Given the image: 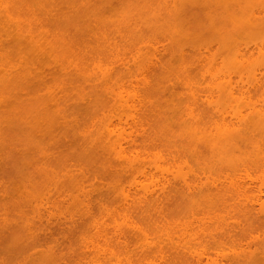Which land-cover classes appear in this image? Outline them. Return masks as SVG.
<instances>
[{
    "label": "rangeland",
    "instance_id": "obj_1",
    "mask_svg": "<svg viewBox=\"0 0 264 264\" xmlns=\"http://www.w3.org/2000/svg\"><path fill=\"white\" fill-rule=\"evenodd\" d=\"M215 108L264 110V0H0V264H264V130L225 114L231 172Z\"/></svg>",
    "mask_w": 264,
    "mask_h": 264
},
{
    "label": "bare ground",
    "instance_id": "obj_2",
    "mask_svg": "<svg viewBox=\"0 0 264 264\" xmlns=\"http://www.w3.org/2000/svg\"><path fill=\"white\" fill-rule=\"evenodd\" d=\"M237 51V50H236ZM238 52L240 53H237V55H239V56H242L243 54H241V52L238 50ZM234 54H235V51H234ZM236 55V54H235ZM235 55H234V60H235ZM238 56V57H239ZM238 57H236V58H238ZM111 91V90H110ZM112 92V94H113V92L114 91H111ZM115 93V92H114ZM109 94H111L110 92H109ZM114 95V94H113ZM116 95V94H115ZM114 95V96H115ZM118 95V94H117ZM112 96V95H111ZM116 97V96H115ZM115 97H111V99L116 103L117 101H119L120 99H121V97L120 98H117L116 100L117 101H115ZM119 97V96H118ZM120 105V103L118 104V106ZM215 109H217V108H215ZM221 108H219V109H217L216 111H215V114L213 113V109L211 110L212 111V113H213V115H214V119H213V121L211 120V121H209V119H208V121H209V125H210V122H214L213 124H214V129H212V123H211V126H208V124L207 123H205V124H207V126L208 127H211L210 129L208 128V131H210V132H207V129L206 130H204V131H202V128H201V139L202 140H200V141H202L201 143L200 142H198L197 143V147H202L203 146V148L205 147L206 149H208V152H209V150L211 151L210 153H213V157H214V159H212V157H211V160H214L215 161V163L216 162H220V164H218V165H222V166H226V164L228 163V166H226L228 169L230 168V171L231 172H235V170L236 171H238L237 169L239 168V167H237L238 165V162H240L241 164H239V165H243L242 164V162H241V160L240 161H236V160H238V158H235L234 160L237 162H235L234 160H233V158L232 157H238V156H236L237 155V153L235 152V151H233V152H235V154L234 153H231V148H232V146L235 144V142H236V144L235 145H237V142H238V140H239V142H244V141H247V142H251V140L249 141V139H251V138H249V139H247V138H245L246 140H244V138H243V133H241V129H239L238 130V128H236V127H234L233 125H234V122L233 123H225L226 121L224 120L225 118H226V113H227V115H229V117H231L232 115V113H233V117L236 119H234V121H236V123H237V125H242V127L241 128H243L244 129V131L245 130H248V131H246V132H249V130H251L250 132H253L252 130H264V110H257V109H252L251 108V110L250 109H248V111L247 112H249V113H247V112H242V113H245V115L246 114H249V116H242L241 114H240V112L239 111H236V112H234L232 109H229V110H227V109H222V110H220ZM229 111H233V112H231V114L229 113ZM212 113L210 112V114L212 115ZM211 115H209V117L211 118V117H213V115L211 116ZM231 115V116H230ZM127 117H128V115H126V112L124 111V110H122V111H120V113L119 114H117V120H118V122H120V121H126L127 120ZM225 117V118H224ZM227 119V118H226ZM230 120H232V119H230ZM230 120H229V122H230ZM208 121H206V122H208ZM233 121V120H232ZM108 125V124H107ZM106 126V125H105ZM111 126V124H109L108 126H106L105 127V132H107L108 134V137H112L111 136V134H113L114 133V135H115V137L116 136H118V134H117V132H115L114 130H113V128H111L110 127ZM197 126V125H196ZM205 127L203 126V129H204ZM236 128V129H235ZM242 129V130H243ZM213 130H214V132H213ZM194 133H192V134H195V128H194V130H192ZM238 131H240V133L241 134H239L238 135ZM204 132H206V134L204 133ZM211 132H213V134L211 133ZM202 133H204L203 135L204 136H206L208 133L210 134L211 133V138L210 137H204L203 136V138H202ZM110 134V135H109ZM188 134V133H187ZM113 135V136H114ZM190 135H191V133H190ZM241 135V137H239ZM119 137V136H118ZM239 137V138H238ZM246 137V136H245ZM250 137H252L251 135H250ZM187 138H189V137H187ZM193 138V139H192ZM194 138L196 139V134L193 136V135H191L190 136V138H189V140L193 143V144H195L196 145V143H194ZM204 138H206V139H204ZM241 139V140H240ZM242 139H243V141H242ZM119 140V139H118ZM117 140V137H116V141H118ZM206 140H207V142H206ZM114 141H115V139H114ZM115 141V142H116ZM203 141L205 142V143H203ZM119 142V141H118ZM197 142V141H196ZM238 142V143H239ZM111 144H112V146H114V145H116V144H114V143H112V142H110ZM109 143V144H110ZM200 143V144H199ZM202 144V145H201ZM205 144H206V146H205ZM233 146V148L235 149V147L236 146ZM112 146L111 145H109V147H111L112 148ZM117 147H118V144H117ZM210 148V149H209ZM232 148V149H233ZM112 149H115V146H114V148H112ZM238 149V148H237ZM120 151L119 152H121V149H119ZM239 150H240V147H239ZM239 150H237V152H239ZM115 151H118L117 149H115ZM209 153V154H210ZM116 154V153H115ZM231 154H233L234 156H232L231 158H232V161L231 162H225V164H224V162L222 163V159L221 158H225L226 160L228 159V160H231L230 159V156L229 155H231ZM219 156V157H216V156ZM227 156H229L228 158H227ZM217 158H219V159H221V161H219V159H218V161L216 160ZM262 159V161L260 160V162H263L264 163V159L263 158H261ZM225 161V160H224ZM233 162H235L236 163V165L234 166V164H233ZM259 162V163H260ZM222 163V164H221ZM257 164L256 166L258 167V168H261L260 166H258V165H261L262 163H260V164ZM236 167H237V169H236ZM264 167V166H263ZM261 169H264V168H261ZM151 173H149V174H147V175H150ZM152 175H155V174H151L150 176H149V179H151V176ZM176 176V175H175ZM175 176H173V177H175ZM134 177H136V176H132V178H134ZM162 177H164V176H162ZM178 177H180L179 175H178ZM182 177L183 176H181L180 177V181L182 182L181 183V186H182V184H183V186L182 187H184V185H185V190H187L188 191V194L187 195H189L190 197H192V198H190V201H187V199H186V201L187 202H189V203H191L190 204V207H198L199 205L200 206H203L204 204H206L205 206H208L209 204V202H210V200L209 199H207L206 201H205V199H203V203H202V201H200L199 199H197V200H195L194 198L196 197V195H197V193H205V192H203V186L200 184V185H198V186H201V188H202V191L200 192L199 190L201 189V188H197L196 187V184H194L193 186H192V183L191 182H193V181H191V179H189L188 178V180H190V181H188L187 179H185L184 177H183V179H182ZM131 178V183H133V184H137L139 181H137V178H136V180L135 179H132ZM175 178H177V177H175ZM175 178H172L173 179V183H176L175 181H178V180H176ZM164 178H162V180H163ZM163 181H165V179L163 180ZM191 183V185H190V183ZM177 183H180V182H177ZM138 184H140V182L138 183ZM132 185V184H131ZM162 185V187H164V188H160V192H163L164 190H165V188L166 187H168L169 186V184L166 186V185H164V184H161ZM189 185L190 186H192V188L193 187H195V190H194V188H193V190L191 189V191H194V193L195 192H197L196 193V195L195 196H193V193L192 194H189V193H191V191L190 190H188L190 187H189ZM142 186V185H141ZM217 186V185H216ZM215 186V187H216ZM161 187V186H160ZM187 188V189H186ZM196 188H197V190H196ZM205 188V187H204ZM217 188H219V187H216L215 189H217ZM115 190H117V191H114V193L113 194H115L116 196H118V197H116L117 199L119 198V200L118 201H122V203L121 204H123V202L125 203L123 206H128V204H129V202L130 201H133V202H135L134 200H131L132 198H128V197H130V196H128L129 195V193H128V191H126V192H124V191H122L123 190V188H121L120 190H121V192L119 191V189L118 188H114ZM113 189V190H114ZM145 189V188H144ZM143 189V190H144ZM162 189H163V191H162ZM209 189V188H208ZM207 188L205 189V190H207L206 191V193L207 192H209V191H213V190H211V189H209L208 190ZM214 189V191H217V190H215ZM220 189V188H219ZM218 189V190H219ZM204 190V191H205ZM146 191V190H145ZM145 191H144V193H145ZM112 192V191H111ZM165 192V191H164ZM128 193V194H127ZM162 194H164V193H162ZM155 195V194H154ZM186 195V197H188ZM192 195V196H191ZM200 195V194H199ZM198 195V196H199ZM128 199H130V200H128ZM144 199V200H143ZM192 199V200H191ZM127 200H128V203L126 204V202H127ZM140 200V199H139ZM143 200V204H141L142 202H138L139 204H141L140 206H141V208H143V210L145 209V207L146 206H148L149 208H147V209H152V207H153V209H155V207H156V205L155 204H157L158 202H157V200H158V198H155V196H153V194L152 193H149V191L148 192H146V195H144V197L142 196L141 197V201ZM189 200V199H188ZM196 202H195V201ZM199 200V201H198ZM209 200V202H207ZM193 201V202H192ZM205 201V202H204ZM157 202V203H156ZM186 202V203H187ZM139 204H138V206H139ZM211 204V203H210ZM189 204L187 203L186 204V206H188ZM129 206H131V204H129ZM142 206H144V207H142ZM151 206V207H150ZM155 206V207H154ZM158 206L159 205H157V207H156V209L158 208ZM199 206V207H200ZM152 209V210H153ZM139 210H140V208H139ZM142 210V209H141ZM189 210H190V208H189ZM193 210H195V209H193ZM190 211H192V210H190ZM143 212H145V211H143ZM147 212H149V211H147ZM146 212V213H147ZM94 222H96V221H94ZM95 224V223H94ZM93 223L91 224V225H93V230L95 231V233L97 232H99L100 231V227H99V224H98V222H97V224H95L94 225ZM82 238V237H81ZM89 245V244H88ZM84 247H85V245H84ZM89 247V246H88ZM93 247V246H92ZM94 249L92 248L90 251L93 253L94 251H93ZM89 251V252H90ZM144 252H147V251H145L144 250ZM91 254V253H90ZM143 254H146V253H143ZM197 260L195 261L196 263H198L199 264V262H200V260H199V258H196ZM192 262V264H195V262L194 261H191ZM194 262V263H193Z\"/></svg>",
    "mask_w": 264,
    "mask_h": 264
}]
</instances>
